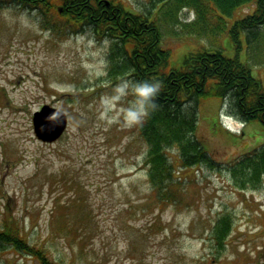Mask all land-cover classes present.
<instances>
[{"label":"rangeland","instance_id":"1","mask_svg":"<svg viewBox=\"0 0 264 264\" xmlns=\"http://www.w3.org/2000/svg\"><path fill=\"white\" fill-rule=\"evenodd\" d=\"M121 2L132 11L156 8L153 0ZM251 9L242 5L227 20ZM169 10L164 4L150 15L171 52L167 67L195 47L235 54L227 33L189 24L195 10ZM57 27L15 3L0 5V229L13 224L56 264H264V174L259 186L240 189L229 170L264 144V125L230 115L228 97L202 96L195 134L218 165L185 167L168 149L177 198L161 201L147 177L148 144L138 125L127 127L100 103L129 80L108 76L110 41L89 28ZM239 56L264 85V40H252ZM44 104L66 115L52 141L33 131L32 114ZM226 212L233 226L217 251L210 233ZM0 264L39 263L5 246Z\"/></svg>","mask_w":264,"mask_h":264},{"label":"trees","instance_id":"2","mask_svg":"<svg viewBox=\"0 0 264 264\" xmlns=\"http://www.w3.org/2000/svg\"><path fill=\"white\" fill-rule=\"evenodd\" d=\"M160 1V2H159ZM156 11L170 4L174 9L189 7L197 17L191 25L201 32L227 33L234 55L218 48L198 47L187 52L177 67H167L170 50L161 46V32L152 12L132 11L121 0H0V5L15 3L17 7L41 15L42 24L56 30L84 31L89 28L99 39L110 41L108 76L131 81H159L162 89L155 98L157 110L138 125L140 136L147 142L145 157L147 177L157 199L177 198L173 192V164L167 155L175 148L185 167L218 163L204 149L195 134L196 104L202 96L228 97L227 112L248 123L259 120L264 125V85L239 56L252 40H264V0H153ZM159 3V4H158ZM250 4L252 9L233 16L238 7ZM232 20V21H230ZM60 22V23H58ZM229 170L235 186L255 188L264 174V144L238 157ZM172 200V199H171ZM229 213L219 215L211 229V244L223 248L232 228ZM8 246L36 259L39 264H56L46 252L33 246L16 226L0 229V248Z\"/></svg>","mask_w":264,"mask_h":264},{"label":"clouds","instance_id":"3","mask_svg":"<svg viewBox=\"0 0 264 264\" xmlns=\"http://www.w3.org/2000/svg\"><path fill=\"white\" fill-rule=\"evenodd\" d=\"M161 89L162 83L159 81L122 80L110 94L101 97L100 103L105 113L118 111L125 125L133 127L143 123L152 111L157 110L158 105L154 101ZM129 96L131 99L121 106ZM60 116L61 112L56 111L51 119L58 120Z\"/></svg>","mask_w":264,"mask_h":264},{"label":"water","instance_id":"4","mask_svg":"<svg viewBox=\"0 0 264 264\" xmlns=\"http://www.w3.org/2000/svg\"><path fill=\"white\" fill-rule=\"evenodd\" d=\"M60 111L61 116L58 120L51 119L54 112ZM33 129L38 138L44 141H52L57 138L66 126V115L48 104H44L40 109L35 110L32 116Z\"/></svg>","mask_w":264,"mask_h":264}]
</instances>
